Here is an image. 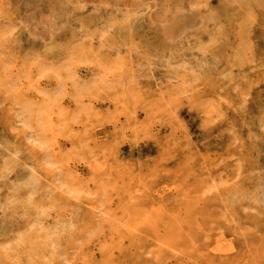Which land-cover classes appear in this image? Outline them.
Segmentation results:
<instances>
[{
	"label": "rangeland",
	"instance_id": "374dc122",
	"mask_svg": "<svg viewBox=\"0 0 264 264\" xmlns=\"http://www.w3.org/2000/svg\"><path fill=\"white\" fill-rule=\"evenodd\" d=\"M0 264H264V0H0Z\"/></svg>",
	"mask_w": 264,
	"mask_h": 264
},
{
	"label": "bare ground",
	"instance_id": "6f19581e",
	"mask_svg": "<svg viewBox=\"0 0 264 264\" xmlns=\"http://www.w3.org/2000/svg\"><path fill=\"white\" fill-rule=\"evenodd\" d=\"M123 1V0H122ZM127 3V2H126ZM129 9V8H128ZM207 10V9H206ZM184 11V10H183ZM251 17V16H250ZM159 23V22H158ZM191 42V41H190ZM184 51V50H183ZM202 52V51H201ZM206 53V52H205ZM62 82V81H61ZM76 83V82H75ZM79 84V83H78ZM63 85V84H62ZM86 85V84H85ZM61 88H62V86H61ZM42 91H44V90H42ZM63 91V90H62ZM186 92V91H185ZM183 93V92H182ZM54 95V94H53ZM57 95V94H56ZM61 95V94H60ZM190 95V94H189ZM59 96V95H58ZM183 97V96H182ZM194 106V105H193ZM15 115V114H14ZM18 117V116H17ZM23 125V124H22ZM27 128H28V126H26ZM16 130V129H15ZM55 130V129H54ZM30 134V133H29ZM31 135V134H30ZM27 137V136H26ZM28 140V139H27ZM55 142V141H54ZM37 143V142H36ZM35 144V143H34ZM42 146V145H41ZM47 147V146H46ZM45 149V148H44ZM43 159V158H42ZM212 191V190H211ZM239 195V194H238ZM101 197H103V196H101ZM102 211V210H101ZM98 212V211H97ZM103 213V212H102ZM99 215L101 214L100 212L98 213ZM133 231H135V230H133ZM150 249V248H149ZM64 254V253H63ZM74 255V254H73ZM72 255V256H73Z\"/></svg>",
	"mask_w": 264,
	"mask_h": 264
}]
</instances>
